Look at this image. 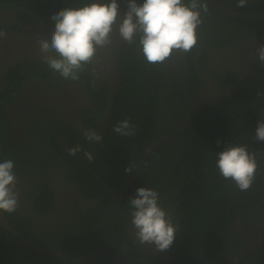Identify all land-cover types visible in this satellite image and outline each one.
Listing matches in <instances>:
<instances>
[{
    "label": "trees",
    "instance_id": "16d2710c",
    "mask_svg": "<svg viewBox=\"0 0 264 264\" xmlns=\"http://www.w3.org/2000/svg\"><path fill=\"white\" fill-rule=\"evenodd\" d=\"M219 1L240 9L236 7L237 0ZM187 2L188 0H185V3ZM137 3L142 4L143 0H137ZM205 3L208 11L201 13L202 24L197 29L198 44L185 55L186 66L181 67L185 76L186 73L190 75L191 80L188 84L199 101L197 115L186 131L152 153L114 214L113 221L96 237L92 245L87 247L85 252L96 248V243L101 242L102 238H105V242H113L111 254L103 264L111 260L123 241L130 244V250L134 255V258L127 257L124 264L160 262V257L156 254L140 252L139 246L127 232L131 224L129 198L135 195L138 187L156 190L159 196L158 203L171 213L173 223L178 226V232L170 248V264H264V225L261 228L255 224L259 217L264 218V179L260 174L264 143L255 140L257 122L264 119V66L260 64L258 73L249 74L244 78L228 72L227 74H231L230 77L237 78L234 80L238 86L236 93L203 104L201 95L198 94L199 71L195 70L193 61L196 52H199V48L205 46L206 42L220 46L230 43L245 46L241 36L245 27L255 24L264 27V23L232 19L217 12L206 1ZM49 4L51 5V1ZM56 6L59 10L68 8L61 7L57 3ZM263 9L264 0H248L247 7L240 10ZM222 28L227 31V35H219ZM138 40L137 36L135 43L124 44L123 81L112 102L109 133L100 149L93 150L92 161L87 159L89 168L102 180V183L66 150L62 147L58 149L67 157L69 163L76 167L78 174H81L77 175L78 182H90L88 195L100 197L97 204L99 213L96 217L87 216L84 226L71 227L68 230L71 236L70 240H66L65 249L81 246L108 209L113 197L104 186L107 185L113 191H117L128 174L125 169L132 168L140 153L150 143L178 125L187 113V98L168 63L166 61L155 65L148 63L143 57ZM203 51L204 47L201 52ZM181 56L180 54L175 56L180 66L184 63L180 60ZM207 59L208 55L204 52L199 58L200 72L206 69L204 61ZM187 65L191 69L190 73ZM46 69L49 70L48 66ZM53 74L50 69L46 77L50 78ZM258 92L262 95L257 96ZM161 102L165 103L167 109L159 114ZM103 109L104 107L100 105L95 116L97 117ZM124 119H130L136 125L134 136L125 137L113 131V127ZM159 119L165 125L159 124ZM29 131L31 132L30 137H27L28 143L35 147L42 146L39 138L43 137L44 133L41 134L35 129ZM70 131L68 134L71 137L73 150L82 145L84 150L90 149L87 147L88 143L83 133L77 134L75 129ZM218 138L222 141L220 144H217ZM229 143L247 145L248 150L257 155L259 168L256 179L247 191H240L233 181L223 178L216 167L218 152ZM46 144L48 145V141ZM52 144L59 147L54 138ZM4 160L8 158L0 156V162ZM36 203L41 214L49 211L52 191L47 186L43 187ZM5 214L13 225L22 231L17 213L5 212ZM257 230L262 236L261 241L255 248L250 247L247 251H245L247 248L243 251L242 247L245 244L252 246L249 241L255 237L254 234L252 237V233ZM0 232L10 240L6 245H0V259H2L11 253L15 239L1 227ZM24 252L29 254L25 255L29 258L38 259L37 257L42 256L35 250L22 251L21 254ZM231 255L236 258L230 259ZM140 258L142 260H138ZM52 260L58 262L56 259Z\"/></svg>",
    "mask_w": 264,
    "mask_h": 264
},
{
    "label": "flooded vegetation",
    "instance_id": "af4514ba",
    "mask_svg": "<svg viewBox=\"0 0 264 264\" xmlns=\"http://www.w3.org/2000/svg\"><path fill=\"white\" fill-rule=\"evenodd\" d=\"M26 1L33 4L13 2L0 5V30L7 33L6 38L0 39V156L14 161V171L18 178L17 189L20 194L19 208L16 213L17 220L22 225L21 233L41 245L70 250L65 249L66 240H70L71 236L68 230L71 227L84 226L87 216L96 217L99 213L97 204L100 197L88 195L90 182H78V176L81 174H78L76 167H73L58 149L62 147L66 150L65 141H63L66 138L69 139L71 148L72 141L69 135L71 129H75L77 134H82L85 129H92L93 124H95L93 130L101 133L104 139L99 144L85 139L88 143L87 147L90 148L87 151L91 155L90 161H92L93 150H99L105 142L109 133L112 102L123 81L122 53L125 42L118 31H113L111 44L98 48L96 58L85 67L77 81L64 80L55 72L47 78L50 69H46L47 65L41 59L35 36L51 34L54 24L50 17L59 11L56 3L61 7H69L66 4H71L75 8L87 0ZM118 3L122 15L127 11V0H118ZM259 21L264 23V19ZM260 25L245 27L241 35L245 46H240L238 43L220 46L206 42L203 46L204 51L201 52L202 47L199 48V52H196L193 61L195 70L199 71L198 94L201 95L203 104L216 101L221 96H233L236 93L238 86L234 80L237 78L230 77L231 74H227L228 72L240 78L258 73L260 62L253 56L260 44H264V27ZM219 35H227V31L222 28ZM204 52L208 55V59L204 61L206 69L200 72L199 58L204 55ZM179 54L182 55L180 60L184 62L181 66L179 65L181 68L186 66L187 53L174 52V58ZM187 67L189 68V65ZM181 70L188 84L191 80L190 75L186 73V77L183 68ZM190 71L189 68V73ZM188 87L190 88L189 84ZM190 90L192 91L191 88ZM161 103L159 114L167 109L165 103ZM100 105L104 109L96 117ZM92 119H94L93 124ZM160 119L158 123L165 125ZM29 129L44 133L43 137L39 138L42 146L35 147L28 143L27 137H30L31 132ZM53 138L59 144L58 148L52 144ZM83 147L84 145L76 147V151L71 149L89 168L87 159L90 157L82 154ZM71 157L75 159L72 155ZM260 170L261 177L264 179V156ZM45 183L47 185H44ZM44 186L52 191V203L49 211L41 214L36 202ZM263 223L264 218L259 217L255 224L257 227H263ZM127 232L139 246L140 252L154 253L159 256L160 262L157 264H170V249L160 252L154 246L141 245L135 237L132 224L128 226ZM253 234L255 237L249 241L252 246L262 238L258 230L252 233V237ZM9 241V238L0 232V245H6ZM252 246L245 244L242 247L243 251ZM15 247L16 241L11 253ZM95 247L75 258L58 260V262H53L50 257L42 253V256L36 259L25 256L29 255L26 252L23 254L20 252L8 264H103L109 258L114 245L113 242H105V238H102ZM127 257L134 258V255L130 250V244L123 241L107 264H124Z\"/></svg>",
    "mask_w": 264,
    "mask_h": 264
},
{
    "label": "clouds",
    "instance_id": "9594fccd",
    "mask_svg": "<svg viewBox=\"0 0 264 264\" xmlns=\"http://www.w3.org/2000/svg\"><path fill=\"white\" fill-rule=\"evenodd\" d=\"M248 0H237L236 7L246 8ZM207 12L205 0H127V11L121 15L118 0H87L76 8H63L50 20L54 29L49 36H35L42 61L64 80L77 81L85 67L97 55L98 48L111 44V33L118 31L127 44L136 42L145 60L150 64H162L174 52L189 53L198 44L197 29L202 24L201 13ZM7 37L0 30V39ZM253 58L264 66V44L254 52ZM257 93V96H261ZM113 131L131 137L136 125L130 119L118 122ZM83 135L91 143L99 144L103 135L85 129ZM255 140L264 143V119L257 122ZM222 141L218 138L217 144ZM216 167L219 174L234 182L240 191L253 185L259 164L255 152L244 144H225L218 152ZM131 172V168H126ZM14 161L0 162V212L14 213L19 208L20 194L17 189ZM156 190L138 187L129 198L131 224L141 245L154 246L163 252L171 248L178 226L172 215L159 203Z\"/></svg>",
    "mask_w": 264,
    "mask_h": 264
},
{
    "label": "water",
    "instance_id": "95a60500",
    "mask_svg": "<svg viewBox=\"0 0 264 264\" xmlns=\"http://www.w3.org/2000/svg\"><path fill=\"white\" fill-rule=\"evenodd\" d=\"M11 1H19V0H0V3L4 2H11ZM209 5H211L217 12H220L232 19H236L242 22H250V21H259L264 19V10H257V11H246L236 9L234 7L229 6L228 4L221 2L219 0H205ZM67 6L74 8L71 4H66ZM166 62L168 63L170 69L172 70L176 80L182 87L184 94L188 101V110L184 117V119L175 127L167 131L164 135L150 143L139 155L138 159L136 160L135 164L131 168L132 171L128 172L126 175L123 183L121 184L120 188L117 191H112L108 186H104L107 191L112 195L113 199L108 206L106 212L102 215L99 219L95 228L88 236L87 240L79 247L70 249V250H60L50 248L44 245L37 243L36 241L32 240L29 236L21 233L13 223H11L10 219L4 214V212H0V227L5 230L8 234H10L16 241V247L13 252L3 258L0 259V264H4L9 262L15 255L22 251H29L35 250L38 251L52 259L56 260H66L69 258H75L79 254L86 251L87 247L94 241V239L105 229V227L113 221V216L116 213L117 209L119 208L120 204L122 203L125 195L128 193L129 189L134 185L136 182L139 174L141 173L145 163L147 162L148 158L152 155V153L164 145L165 143L169 142L176 136L180 135L184 131H186L191 123L194 121L198 108L199 102L197 97L188 87L184 74L177 62V60L172 55L169 57ZM65 149L77 160L81 163L84 168H86L98 181L101 180L94 174L84 163H82L76 154L72 151L69 147V139L63 140Z\"/></svg>",
    "mask_w": 264,
    "mask_h": 264
},
{
    "label": "bare ground",
    "instance_id": "6f19581e",
    "mask_svg": "<svg viewBox=\"0 0 264 264\" xmlns=\"http://www.w3.org/2000/svg\"><path fill=\"white\" fill-rule=\"evenodd\" d=\"M191 124H192V123H191ZM64 138H65V137H64ZM66 139H67V138H66ZM87 151H88V149L84 150L83 153H84V154H88ZM88 156L90 157V158H88V160L90 161V160H91V155L88 154ZM92 158H93V157H92ZM85 165L87 166V164H85ZM92 172H93V171H92ZM93 173H94V172H93ZM94 174H95V173H94ZM96 176H97V175H96ZM97 177H98V176H97ZM98 178H99V177H98ZM95 179H96V178H95ZM99 179H100V178H99ZM100 180H101V179H100ZM101 181H102V180H101ZM99 182H100V181H99ZM101 183H102V182H101ZM106 186H107V185H106ZM110 189H111V188H110ZM111 190H112V189H111ZM112 191H113V190H112ZM11 223H12V222H11ZM259 241H261V238L259 239ZM257 244H258V242H257L255 245H253L252 248H255V247L257 246ZM248 249H249V248H248ZM248 249H246L245 251H247ZM234 258H236V257H234Z\"/></svg>",
    "mask_w": 264,
    "mask_h": 264
},
{
    "label": "rangeland",
    "instance_id": "374dc122",
    "mask_svg": "<svg viewBox=\"0 0 264 264\" xmlns=\"http://www.w3.org/2000/svg\"><path fill=\"white\" fill-rule=\"evenodd\" d=\"M68 2H70L71 0H67ZM13 2H15V3H21V4H29V5H32L33 3L32 2H28V1H26V0H19V1H11V2H4V3H0V5L1 4H5V3H10V4H12ZM76 8V7H75ZM87 156H88V154H87Z\"/></svg>",
    "mask_w": 264,
    "mask_h": 264
}]
</instances>
